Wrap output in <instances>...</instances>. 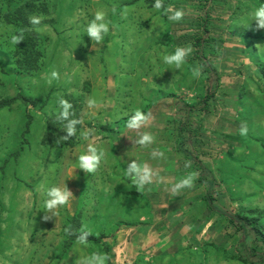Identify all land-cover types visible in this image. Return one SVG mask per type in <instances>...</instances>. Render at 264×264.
<instances>
[{
    "label": "rangeland",
    "instance_id": "obj_1",
    "mask_svg": "<svg viewBox=\"0 0 264 264\" xmlns=\"http://www.w3.org/2000/svg\"><path fill=\"white\" fill-rule=\"evenodd\" d=\"M155 2L0 0V264H83L93 253L104 256V264H251L241 255L243 233L227 229L228 219L218 214L203 229L188 222L181 230L169 216L149 251L133 248L124 232L130 226L126 211L134 214L137 202L142 224L156 228L168 211L156 213V203L148 206L146 193L129 184L122 160L130 158L109 155L93 173L79 167V156L94 141L127 157L136 150L144 162L174 157L193 167L176 153L180 110L217 86L210 109L193 113L199 131L193 152L213 171L218 204L230 215L255 218L264 233V27L250 15L264 0L210 5L214 41L208 49L218 78L191 61L194 49L186 40L196 33L208 0H161L160 10ZM100 8L109 32L96 42L85 29ZM169 8L182 10V19L169 21ZM14 35L22 36L21 43H12ZM177 47L192 50L180 69L163 60ZM31 48L39 52L38 69L28 71L18 60ZM60 99L70 105L66 116ZM136 111L148 118L131 127ZM69 126L73 146L62 136ZM145 134L151 142L141 143ZM52 186L71 196L49 210ZM84 231L86 246L78 243ZM248 246L263 247L254 241Z\"/></svg>",
    "mask_w": 264,
    "mask_h": 264
},
{
    "label": "trees",
    "instance_id": "obj_2",
    "mask_svg": "<svg viewBox=\"0 0 264 264\" xmlns=\"http://www.w3.org/2000/svg\"><path fill=\"white\" fill-rule=\"evenodd\" d=\"M214 3L215 0H208V5H204L203 14L200 18H198L196 33L186 40L194 49L191 61H197V65L203 67L204 71L210 77L217 76L218 78L217 68L209 56L208 49L209 44L214 41V38L211 36L212 14L209 11L210 5ZM176 6H181L180 2H176ZM20 10L21 9L18 10V14L22 16L23 12L21 13ZM19 45L22 46L23 44ZM33 46L37 47L35 42ZM38 53L39 52L36 48L25 50L23 55L24 59L20 61L18 60L21 67L28 71L33 68V70L38 69ZM216 92L217 86L214 88H208L206 95H204L199 102L193 104L184 102L183 108L180 110L183 117L182 120L178 122V126L176 128V153L178 156L193 162V167L195 168L193 169L197 172V177L194 181H196L200 188L203 189V191H200L199 198H201L202 203L204 202V204H206L208 214L205 220L201 222L203 225L202 229L216 214L220 215L223 219H228L226 228L230 229L234 227L237 229L236 231L242 232L245 237V241L239 244L242 252V258L245 259L244 261L251 264H264V233L259 229L260 223L255 218L251 219L238 213L230 215L222 206L218 204L216 197L219 193L216 188L218 184L213 171L207 168L202 158L193 152L192 141L199 135L198 129L193 125V113L195 111H208L210 109V101L213 97H215ZM65 118L67 119L68 117ZM129 124L130 122L127 125ZM62 136L72 141L70 144L71 146L74 145L75 137L73 138L72 134L64 132ZM249 241L261 243L263 245V247H261L262 249H259V246L249 247ZM246 256H248L250 260L245 258Z\"/></svg>",
    "mask_w": 264,
    "mask_h": 264
},
{
    "label": "crops",
    "instance_id": "obj_3",
    "mask_svg": "<svg viewBox=\"0 0 264 264\" xmlns=\"http://www.w3.org/2000/svg\"><path fill=\"white\" fill-rule=\"evenodd\" d=\"M100 145L102 144L95 143L94 141L90 143L89 147H95L98 153L102 152L104 160L107 159L109 155H113L112 157L116 160L122 157L123 159L130 158L127 161L122 160L123 164L126 166L125 170L129 169L133 164H135L138 168L146 169L149 172V179L144 182L145 184L143 185V187H138L135 183H133V180H131V182L128 181L129 184L135 187V189L138 188L139 191L142 190L144 193H146V197L149 200L148 206L152 204V201L156 203V206L154 205L156 208V213H158L157 211H159L160 209H162V211H168L169 213V215L168 213L166 215H163L164 221L162 222V226H159L158 228L155 227L157 224H142L143 220L146 218L145 216L143 217L140 214V210L138 211L137 207L138 203L135 202L136 207H134V214L130 215L126 211V217L129 218V222L127 223H129L130 226L127 228L128 230L124 228V232L128 231V238H130L131 242H134L132 246L133 248H135L136 244L140 250L148 248L149 251L151 247H153V245L151 244L154 243V237H156L166 228L167 224L165 221H167L166 219L169 216L170 218H168V220H171V223L175 225H180V230L183 229L184 223L186 224L189 222L188 225L193 228L197 224L199 226L200 224H202L201 222L205 220L208 214L207 207L204 202H201V198H199L200 191H203V189L200 188L196 181H194L197 177V172L196 170L194 171L192 166L187 168L185 165H183L185 167H182V165L179 164L177 159H175L174 157H171L170 159L167 158L166 160H160L164 161V164H162V162H159L158 160L154 162H144L142 156L137 155L138 152H136V150L132 151V154H130L132 155L131 157H127V155L129 154L123 153L122 151L118 150L117 156V154L115 153L116 150H113L114 147L111 146V142V147L109 146L111 149L109 152L104 148L106 144H103V146L101 147ZM160 163L161 166L159 165ZM189 176L192 177L191 186L185 187L181 185L180 181ZM177 185H179V187ZM115 194H117V192ZM121 204H124L125 206V203ZM150 208L151 207H149L148 210L151 212L152 208ZM139 245H142V247H140ZM165 246L166 245L164 244V247ZM161 248L165 249L163 247ZM167 250H169L168 247ZM158 251L165 252V250Z\"/></svg>",
    "mask_w": 264,
    "mask_h": 264
},
{
    "label": "clouds",
    "instance_id": "obj_4",
    "mask_svg": "<svg viewBox=\"0 0 264 264\" xmlns=\"http://www.w3.org/2000/svg\"><path fill=\"white\" fill-rule=\"evenodd\" d=\"M155 9L160 10L162 7L161 0H156L154 4ZM167 11L172 12L171 8L167 9ZM184 13L182 10H176L172 12L171 15L168 16V20L171 22L180 21L183 17ZM255 21L258 22L259 27H264V5H261L258 8H255L253 12L250 14ZM107 13L104 9H97L94 13L93 19L86 26V34L92 38V40L96 42H100L103 40L104 36L109 32V22H106ZM32 23L38 24L39 19L33 18ZM103 32V35L101 33ZM22 40L20 36H12V43L18 44ZM191 48H183L177 47L175 52L166 55L163 57L164 63L168 66L174 68H181L185 62L186 57L191 53ZM194 76H199V69L193 72ZM53 79H58L59 74L55 71L51 74ZM59 104L63 107V115L68 114V108L70 105L64 99L59 100ZM90 106L95 104V101H89ZM148 116L141 113L140 111H136L135 115L132 117L130 121L131 127H138L140 123L147 120ZM68 131L70 134L75 133V129L72 126H69ZM241 135L247 134V128L242 127L240 129ZM152 137L150 135H143L141 143H149L151 142ZM103 159V153L97 151L95 147H89L88 154H82L79 156V167L86 169L88 172H95L97 167L100 165L101 160ZM126 175H130L132 177L133 183H135L138 187H143L144 182L149 179V172L146 169L138 168L135 164L131 165L129 169H127ZM180 184L189 187L192 184V177L189 176L180 181ZM179 187V185H177ZM71 194L66 189H61L56 186H52L46 191V201L45 207L46 209H55L59 206H63L67 204L69 197ZM89 233L87 231L83 232V235L78 238V243L81 245H87ZM105 257L99 254L93 253L92 255L86 257L83 261V264H104Z\"/></svg>",
    "mask_w": 264,
    "mask_h": 264
}]
</instances>
